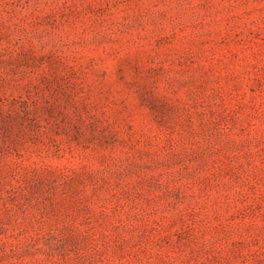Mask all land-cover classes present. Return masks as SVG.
I'll use <instances>...</instances> for the list:
<instances>
[{
	"label": "rangeland",
	"instance_id": "374dc122",
	"mask_svg": "<svg viewBox=\"0 0 264 264\" xmlns=\"http://www.w3.org/2000/svg\"><path fill=\"white\" fill-rule=\"evenodd\" d=\"M0 264H264V0H0Z\"/></svg>",
	"mask_w": 264,
	"mask_h": 264
}]
</instances>
